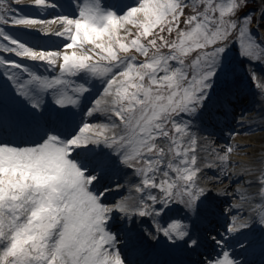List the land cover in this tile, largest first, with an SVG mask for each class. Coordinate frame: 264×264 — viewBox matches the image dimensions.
<instances>
[{
    "label": "snow or ice",
    "instance_id": "1",
    "mask_svg": "<svg viewBox=\"0 0 264 264\" xmlns=\"http://www.w3.org/2000/svg\"><path fill=\"white\" fill-rule=\"evenodd\" d=\"M255 5L0 0V264H264Z\"/></svg>",
    "mask_w": 264,
    "mask_h": 264
},
{
    "label": "rangeland",
    "instance_id": "2",
    "mask_svg": "<svg viewBox=\"0 0 264 264\" xmlns=\"http://www.w3.org/2000/svg\"><path fill=\"white\" fill-rule=\"evenodd\" d=\"M256 1H258V0H256ZM242 105H243V106H242V110L248 108V106H249V101H248V100H245V101L242 103ZM242 110H240V111H242ZM235 115H236L237 117H239V115H240V112H239L238 108L236 109V113H235ZM234 122H235V121L232 122V126L235 127L237 131H239V130H244L243 128H240L238 125H236ZM243 123H244L245 125L249 124V122H245V121H243ZM261 135H262V134H260V133L257 134V136H261ZM223 139H227V133H226V132H225V134H224ZM233 141L240 142V143H248V142H252V141H254V140H253V137H251L250 135H249V136L246 135V136H241V137L236 136V137L233 138L232 142H233ZM218 143H219L220 145H223L222 143H220V141H218ZM237 158H239V157H237Z\"/></svg>",
    "mask_w": 264,
    "mask_h": 264
},
{
    "label": "bare ground",
    "instance_id": "3",
    "mask_svg": "<svg viewBox=\"0 0 264 264\" xmlns=\"http://www.w3.org/2000/svg\"><path fill=\"white\" fill-rule=\"evenodd\" d=\"M242 106H243L242 104L237 105V108H238L240 114H241V111H240V110H242ZM251 107H252V105H251V103L249 102V106H248V108H246V109H250ZM237 108H236V109H237ZM255 115H256V113H255V112H252V113L246 118L245 122L252 123V125L255 126V121H254ZM234 123H235V122H234ZM239 131H244V130H239ZM262 135H264V134H262ZM242 136H246V135H242ZM248 136H249V135H248ZM238 137H241V135H238ZM259 137H260V136H256L255 138H253L254 141H252V143H254L257 147H259V144H258ZM220 143L223 144V143H224V139H221V140H220ZM232 143H240V142L233 141ZM241 144H244V143H241Z\"/></svg>",
    "mask_w": 264,
    "mask_h": 264
},
{
    "label": "trees",
    "instance_id": "4",
    "mask_svg": "<svg viewBox=\"0 0 264 264\" xmlns=\"http://www.w3.org/2000/svg\"><path fill=\"white\" fill-rule=\"evenodd\" d=\"M256 6V5H255ZM250 7H253V5H250Z\"/></svg>",
    "mask_w": 264,
    "mask_h": 264
}]
</instances>
